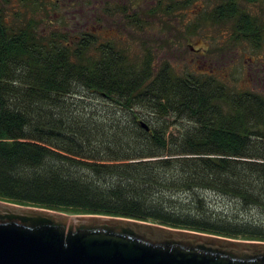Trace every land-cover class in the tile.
Returning <instances> with one entry per match:
<instances>
[{"label":"trees","instance_id":"obj_1","mask_svg":"<svg viewBox=\"0 0 264 264\" xmlns=\"http://www.w3.org/2000/svg\"><path fill=\"white\" fill-rule=\"evenodd\" d=\"M260 1L216 0L207 19L259 50L264 23L243 5ZM6 3L0 201L264 242V94L178 74L149 51H96L91 29L14 22Z\"/></svg>","mask_w":264,"mask_h":264},{"label":"water","instance_id":"obj_2","mask_svg":"<svg viewBox=\"0 0 264 264\" xmlns=\"http://www.w3.org/2000/svg\"><path fill=\"white\" fill-rule=\"evenodd\" d=\"M0 264H264V242L1 200Z\"/></svg>","mask_w":264,"mask_h":264},{"label":"rangeland","instance_id":"obj_3","mask_svg":"<svg viewBox=\"0 0 264 264\" xmlns=\"http://www.w3.org/2000/svg\"><path fill=\"white\" fill-rule=\"evenodd\" d=\"M215 1L158 0V51H149L153 62L157 66L167 62L178 74H198L201 72L197 66L206 60L207 68L214 69V75L226 85L264 94V41L259 50L253 49L247 42H233L229 23L215 24L207 19L213 13L212 10L217 4ZM34 2L32 4L21 0H7L5 12L14 22L25 24L28 20H34L47 23V19L43 17L46 8H39L40 0ZM243 7L264 23L263 1L244 3ZM153 38L149 36V39ZM117 40L121 42L117 43L119 48L123 47L121 36ZM190 46L197 52L192 54ZM126 53L132 62L141 61L147 55V51ZM198 58L201 59L200 62ZM142 114L141 120L152 125L151 116L145 112Z\"/></svg>","mask_w":264,"mask_h":264},{"label":"flooded vegetation","instance_id":"obj_4","mask_svg":"<svg viewBox=\"0 0 264 264\" xmlns=\"http://www.w3.org/2000/svg\"><path fill=\"white\" fill-rule=\"evenodd\" d=\"M40 1L39 8H46L43 17L47 23L69 24L67 30L75 38L81 35L80 30L91 29L96 51H158V0ZM120 36L124 43L121 48L117 44L121 43L117 40ZM110 45L115 47L100 48ZM190 49L192 54L197 52ZM206 64V60L201 61L198 71L212 74L214 69Z\"/></svg>","mask_w":264,"mask_h":264}]
</instances>
